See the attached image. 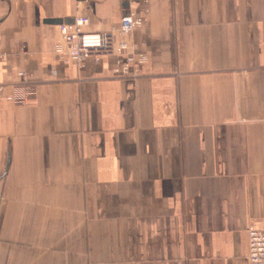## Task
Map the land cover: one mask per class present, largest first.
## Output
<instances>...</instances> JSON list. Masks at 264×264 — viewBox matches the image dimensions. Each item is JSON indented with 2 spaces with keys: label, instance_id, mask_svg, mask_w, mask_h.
I'll return each instance as SVG.
<instances>
[{
  "label": "crops",
  "instance_id": "obj_1",
  "mask_svg": "<svg viewBox=\"0 0 264 264\" xmlns=\"http://www.w3.org/2000/svg\"><path fill=\"white\" fill-rule=\"evenodd\" d=\"M149 59L57 53L88 17ZM0 264H250L264 223V0H0ZM24 81V80H23Z\"/></svg>",
  "mask_w": 264,
  "mask_h": 264
},
{
  "label": "built area",
  "instance_id": "obj_2",
  "mask_svg": "<svg viewBox=\"0 0 264 264\" xmlns=\"http://www.w3.org/2000/svg\"><path fill=\"white\" fill-rule=\"evenodd\" d=\"M88 17H77L72 23L59 24L57 53L64 62L81 66L86 57L99 61L103 56H116L117 63L113 73L119 76L138 75L141 66L149 59L146 52L135 53L131 50L129 38L133 31L144 25L142 17L128 11L121 17L119 26L112 31H93L88 28ZM21 82L5 84L0 82V93L7 86H12L13 92L5 95V99L17 104H28L26 96V73L18 72ZM24 80V81H23ZM250 264H264V223H251L248 228Z\"/></svg>",
  "mask_w": 264,
  "mask_h": 264
},
{
  "label": "water",
  "instance_id": "obj_3",
  "mask_svg": "<svg viewBox=\"0 0 264 264\" xmlns=\"http://www.w3.org/2000/svg\"><path fill=\"white\" fill-rule=\"evenodd\" d=\"M47 21L50 23H60V24L64 22L62 19H49ZM73 21H74L73 19H68L65 22L72 23Z\"/></svg>",
  "mask_w": 264,
  "mask_h": 264
}]
</instances>
